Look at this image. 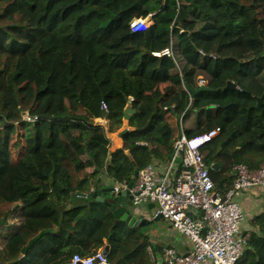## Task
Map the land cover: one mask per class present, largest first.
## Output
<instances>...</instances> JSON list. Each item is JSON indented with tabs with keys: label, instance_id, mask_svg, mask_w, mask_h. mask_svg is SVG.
<instances>
[{
	"label": "trees",
	"instance_id": "1",
	"mask_svg": "<svg viewBox=\"0 0 264 264\" xmlns=\"http://www.w3.org/2000/svg\"><path fill=\"white\" fill-rule=\"evenodd\" d=\"M153 12L150 29L132 32ZM201 78L214 90L192 97L185 83ZM130 96L135 130L111 150L101 119L116 134ZM217 127L201 152L225 195L236 164L264 162V0H0V264H65L107 247L112 264H158L140 226L76 192L104 172L131 182L171 159L182 130ZM251 222L237 264H264V212Z\"/></svg>",
	"mask_w": 264,
	"mask_h": 264
},
{
	"label": "built area",
	"instance_id": "2",
	"mask_svg": "<svg viewBox=\"0 0 264 264\" xmlns=\"http://www.w3.org/2000/svg\"><path fill=\"white\" fill-rule=\"evenodd\" d=\"M147 25L146 19L138 18L132 22V31H142ZM153 54L173 56L172 46ZM200 85H207V81L201 78ZM128 99L126 108L133 107L134 97ZM102 109L108 111L106 102L102 103ZM25 118L31 119L27 115ZM220 132L221 128L217 127L189 137L182 130L174 142V152L166 166L159 168L150 163L139 171L133 181L130 192L134 206L156 203L155 215L161 214L176 231L191 240L192 248L185 254L175 248H165L164 264H237L244 254L248 236L241 233L245 213L240 197L244 191L252 188H264V162L255 170L245 163L236 164L234 185L225 195L219 193L201 152V143L214 139ZM108 181L115 191L127 189L130 183L110 178ZM149 253L153 258L151 248ZM65 264L112 262L105 249L100 248L92 255L75 253Z\"/></svg>",
	"mask_w": 264,
	"mask_h": 264
},
{
	"label": "crops",
	"instance_id": "3",
	"mask_svg": "<svg viewBox=\"0 0 264 264\" xmlns=\"http://www.w3.org/2000/svg\"><path fill=\"white\" fill-rule=\"evenodd\" d=\"M124 128L128 129V132L135 130V127L130 125V120H128V123L127 125L125 124ZM109 129L112 130L111 128ZM108 135L109 137L114 139L113 144L116 149L123 147V143H124L123 138L117 140L116 138L117 136L111 132H108ZM169 160L161 159L157 157V158H153V160L150 163L156 165L159 168H163L164 166H166V163L169 162ZM107 179H108L107 177H104L101 187L109 186V182ZM95 182L96 180L91 181L90 190L94 189ZM240 203L245 213V220L241 225V233L243 235H248V233L251 230L256 229L255 225L251 222V219L253 220V218L256 215L264 212V188L255 187L248 191H244L240 197ZM149 204L150 203H144L137 208H140L143 211V214L148 219H151L152 211L154 212L155 210L149 209ZM155 222L157 223L155 225L156 228H154V230L156 229V233L152 237L150 236L151 244L153 246H150L149 248L152 249L153 253H155L154 252L155 248L157 251H161V254L158 253L159 258L162 257V259H164V255H165L164 249L167 247L175 248L181 254L187 253L192 248L191 240L186 235L176 231L166 218H162Z\"/></svg>",
	"mask_w": 264,
	"mask_h": 264
},
{
	"label": "water",
	"instance_id": "4",
	"mask_svg": "<svg viewBox=\"0 0 264 264\" xmlns=\"http://www.w3.org/2000/svg\"><path fill=\"white\" fill-rule=\"evenodd\" d=\"M185 86L187 90L190 92L191 96H195L196 93L209 90L213 91V88L208 87L207 85H200L198 88H194L189 83H185ZM237 88V85L234 82H229L225 89H235ZM262 102V98H259L258 106L260 107ZM136 113V110L132 107H127L123 111V119L130 120L132 115ZM106 121H104L105 123ZM109 130V129H108ZM128 133V129H122L119 132V137L123 138L124 135ZM214 166H218V164H215ZM213 166V167H214ZM139 171H135V175L133 177V180L129 183V187L127 189H123L120 191H115V188L111 185L101 187V184L103 182L102 178H99L97 182L94 183V189L89 192H76L77 195L85 196L91 199H95L96 201L103 203L108 209L116 216V218L125 221L129 224V226H145L148 224H152L155 221H158L163 218L161 214L155 215L156 203H150L149 209L155 210L152 211L151 219H148L144 214L143 211L140 208H137L133 204V195L130 192V189L133 186V181L138 175ZM106 254L109 253V248L107 247L105 249ZM158 264H163L162 257L159 258Z\"/></svg>",
	"mask_w": 264,
	"mask_h": 264
},
{
	"label": "rangeland",
	"instance_id": "5",
	"mask_svg": "<svg viewBox=\"0 0 264 264\" xmlns=\"http://www.w3.org/2000/svg\"><path fill=\"white\" fill-rule=\"evenodd\" d=\"M148 21L149 20H151V17L149 16L148 18ZM153 68H151V70H152ZM248 104H250V103H253V101H249V102H247ZM255 103V102H254ZM26 116V115H25ZM172 119V121H173V123H176V117L174 116V117H171ZM104 121H106L105 123H104ZM101 122L104 124V126H105V128L107 129V131H108V129L110 128V120L109 119H101ZM127 123H128V119H123V124H122V126L119 128V129H117V130H115V132H116V138H117V140L118 139H120V137H119V132L124 128V126H125V124L127 125ZM185 124V127H187V123H184ZM109 132V131H108ZM108 132H107V134H108ZM110 139H111V150H114V149H116L115 147H114V144H113V141H114V139L113 138H111V137H109ZM115 138V137H114ZM115 138V139H116ZM103 177H106V175H107V173L106 172H104L103 173ZM123 182V181H122ZM93 190V189H92ZM91 191V190H90ZM157 223L156 222H153L152 224H148V225H145V226H140L139 228L141 229V231H142V233H144L145 235H147V236H153L155 233H156V229L154 230V228H156V225Z\"/></svg>",
	"mask_w": 264,
	"mask_h": 264
},
{
	"label": "clouds",
	"instance_id": "6",
	"mask_svg": "<svg viewBox=\"0 0 264 264\" xmlns=\"http://www.w3.org/2000/svg\"><path fill=\"white\" fill-rule=\"evenodd\" d=\"M154 12L153 13H150L148 16H145V17H136V18H134L131 22H130V26H131V30H132V22L133 21H135V20H137L138 18H142V19H146V22H148V25L142 30V31H147L148 29H150L152 26H153V24H154ZM151 17V20H149L148 21V17ZM142 31H139V32H142ZM133 32V31H132ZM134 33H137V32H134ZM126 108V107H125ZM133 108V107H132ZM106 131H107V129H106ZM107 133V132H106ZM107 136L109 137V135L107 134ZM213 139H208V140H205V141H203L201 144L204 146V145H206L208 142H210V141H212ZM202 146V147H203ZM102 179H103V177H102ZM107 180H109V177H108V179ZM109 182V181H108ZM109 185H110V183H109Z\"/></svg>",
	"mask_w": 264,
	"mask_h": 264
}]
</instances>
